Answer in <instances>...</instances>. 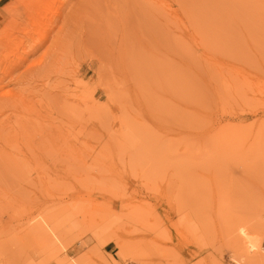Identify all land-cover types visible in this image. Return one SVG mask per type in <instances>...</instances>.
<instances>
[{
  "label": "rangeland",
  "instance_id": "374dc122",
  "mask_svg": "<svg viewBox=\"0 0 264 264\" xmlns=\"http://www.w3.org/2000/svg\"><path fill=\"white\" fill-rule=\"evenodd\" d=\"M2 45L0 264H264V0H0Z\"/></svg>",
  "mask_w": 264,
  "mask_h": 264
},
{
  "label": "bare ground",
  "instance_id": "6f19581e",
  "mask_svg": "<svg viewBox=\"0 0 264 264\" xmlns=\"http://www.w3.org/2000/svg\"><path fill=\"white\" fill-rule=\"evenodd\" d=\"M30 39H32L31 38V36H30ZM44 39V38H43ZM43 39H41L40 40V43H41V41H44ZM43 43V42H42ZM41 43V44H42ZM11 44V43H10ZM22 44V43H21ZM41 44H39V46L41 45ZM44 44V43H43ZM42 44V45H43ZM8 45V44H7ZM35 45V44H34ZM3 46V45H2ZM1 46V47H2ZM5 46V45H4ZM0 47V60H2L3 62H4V56L6 57L7 55H4L3 56V54H5V53H3L2 54V52L4 51L5 52V47ZM12 46V45H11ZM14 46H16V45H14ZM17 46H19L20 47V45H17ZM16 46V47H17ZM22 46V45H21ZM7 47V46H6ZM16 47H15V49H16ZM18 49V48H17ZM20 49V48H19ZM22 49V48H21ZM35 49H36V47H34L33 48V46H32V49L30 50V48H29V51H30V53H32L33 51H35ZM8 50V49H7ZM14 50V49H13ZM23 50V49H22ZM26 50H28V49H26ZM10 51V53H11V50H9ZM24 51H25V49H24ZM24 51H22V52H24ZM15 52V51H14ZM13 51H12V53L11 54H13L14 53ZM18 52V51H17ZM29 53V54H30ZM15 54H16V52H15ZM22 54V53H21ZM23 54H25V56H27V54L28 53H23ZM28 54V55H29ZM14 56V55H13ZM16 56H17V54H16ZM20 56H22V55H20ZM19 55L16 57L17 59H16V62H15V60H14V62H13V64H14V69L15 68H17L18 69V67L20 66V63H21V61H23L24 60V58H25V56H22V57H20ZM20 57V58H19ZM6 59H7V57H6ZM8 60V59H7ZM3 65V64H2ZM1 65V66H2ZM0 66V67H1ZM10 66V65H9ZM7 68V67H6ZM10 71H7L6 73H4V75L6 76L8 73H9ZM3 75V74H2ZM1 75V76H2ZM1 78V80H2V83H3V77H0ZM5 78V77H4ZM18 80H20V78H17ZM17 81V80H16ZM1 85V84H0ZM3 87V86H2ZM16 96V95H15ZM18 96V95H17ZM5 97V96H4ZM24 99L25 98H23V100H22V97H14V98H12V99H10V100H8V101H6V103L5 104H8L9 105V109L11 108H13V106L15 107V110L17 111V109L18 108H23V109H26L27 108V103L24 101ZM0 104H4V103H0ZM5 104L3 105V106H5ZM10 106H12V107H10ZM8 107V106H7ZM6 106L4 107V109L5 108H7ZM28 109V108H27ZM26 109V110H27ZM33 109H34V107H32V111H33ZM13 110V109H12ZM19 110V109H18ZM30 110V109H29ZM14 111V110H13ZM20 111V110H19ZM19 111H17V112H19ZM24 111V110H23ZM15 112V111H14ZM13 114V113H12ZM15 115V114H14ZM18 116H19V113H18ZM27 116H28V113H27ZM32 116V115H31ZM35 116H36V114H35ZM33 117L34 116H32V119H33ZM30 119H31V117H29ZM34 118H36V117H34ZM17 118H15V120H16ZM29 119V120H30ZM31 119V120H32ZM16 127L18 128V129H13L12 130V133H11V136L12 137H17V138H20L21 139V141H23L24 143H25V145L26 144H29L31 141H32V139L34 138V134H31V131L29 130V126L28 125H26V123L24 124V123H22V122H20V119L18 120V122H16ZM32 129H36V128H32ZM38 130V129H37ZM39 131V130H38ZM0 134H1V136H2V134H3V130L1 131V129H0ZM40 132V131H39ZM40 134H41V132H40ZM43 134H44V132H43ZM42 135V134H41ZM10 138H8V140H9ZM46 140H47V142L49 141V135L47 134V133H45L44 134V136H43V138L40 140V143L38 144V149H41L40 148V146L42 145L44 148V150H45V147H48V145L46 146ZM56 143H52V147H56ZM2 153H4V150H2V149H0V154H2ZM21 159H25V157L23 156ZM26 160V159H25ZM7 194L8 193H3V195H2V197L3 196H7ZM7 202V201H6ZM10 204V202H7L6 204ZM8 204V205H9ZM11 205V204H10ZM242 233V232H241ZM242 237H243V235H242ZM246 240V239H245ZM256 260H258L257 258H256ZM256 260H254V259H251V262H252V264H262L261 262H258V261H256Z\"/></svg>",
  "mask_w": 264,
  "mask_h": 264
}]
</instances>
